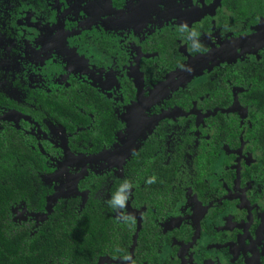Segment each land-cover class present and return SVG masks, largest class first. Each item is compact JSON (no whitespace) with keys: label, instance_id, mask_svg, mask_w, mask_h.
Instances as JSON below:
<instances>
[{"label":"flooded vegetation","instance_id":"1","mask_svg":"<svg viewBox=\"0 0 264 264\" xmlns=\"http://www.w3.org/2000/svg\"><path fill=\"white\" fill-rule=\"evenodd\" d=\"M0 167L7 230L94 217L71 264H264V0H0Z\"/></svg>","mask_w":264,"mask_h":264},{"label":"trees","instance_id":"2","mask_svg":"<svg viewBox=\"0 0 264 264\" xmlns=\"http://www.w3.org/2000/svg\"><path fill=\"white\" fill-rule=\"evenodd\" d=\"M30 175V171L26 172L18 167H0V264H71L73 257H81L86 252L93 253L94 242H99L101 235L91 233L86 226H89L94 217L83 215L77 222L62 223L58 227L51 216L32 235L28 229L7 230L6 206L13 198L11 196L14 189L18 193L21 191V195L28 193L30 208L42 209L43 200L33 196L34 191L28 178ZM5 178H10L8 183ZM20 186L22 189L25 186L27 188L19 191Z\"/></svg>","mask_w":264,"mask_h":264},{"label":"clouds","instance_id":"3","mask_svg":"<svg viewBox=\"0 0 264 264\" xmlns=\"http://www.w3.org/2000/svg\"><path fill=\"white\" fill-rule=\"evenodd\" d=\"M176 32L177 34H183V39L186 43H189L190 50H193L197 53L206 50L199 41L198 38L200 33L195 28H188L186 25L181 24L176 29ZM177 67L190 71V68H186V66L183 64H177ZM156 180L157 177L155 175H151L147 177L145 183L152 184L155 183ZM133 187L134 185L129 179L121 178L115 189L110 192L108 198L104 201L108 209L115 213L114 219L126 225L132 224L134 219L125 207L129 201L130 190ZM119 259L122 262H128V264H132L131 258L127 253L119 256Z\"/></svg>","mask_w":264,"mask_h":264},{"label":"water","instance_id":"4","mask_svg":"<svg viewBox=\"0 0 264 264\" xmlns=\"http://www.w3.org/2000/svg\"><path fill=\"white\" fill-rule=\"evenodd\" d=\"M125 154H126V152H125Z\"/></svg>","mask_w":264,"mask_h":264}]
</instances>
